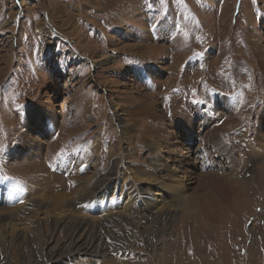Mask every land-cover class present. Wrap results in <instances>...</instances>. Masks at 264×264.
Here are the masks:
<instances>
[{
	"label": "rangeland",
	"instance_id": "obj_1",
	"mask_svg": "<svg viewBox=\"0 0 264 264\" xmlns=\"http://www.w3.org/2000/svg\"><path fill=\"white\" fill-rule=\"evenodd\" d=\"M0 264H264V0H0Z\"/></svg>",
	"mask_w": 264,
	"mask_h": 264
},
{
	"label": "bare ground",
	"instance_id": "obj_2",
	"mask_svg": "<svg viewBox=\"0 0 264 264\" xmlns=\"http://www.w3.org/2000/svg\"><path fill=\"white\" fill-rule=\"evenodd\" d=\"M107 181V180H106ZM107 183V182H106ZM107 185V184H106ZM218 190H216L215 194H214V200L218 201V202H225L226 203V198H229V194H234L237 198V203L239 206L245 207L246 205V199L245 198V188H238L234 191H227V189L223 188V187H218ZM231 192V193H230ZM248 200V199H247ZM222 206V204L220 203L217 208H220ZM221 209V208H220ZM88 249V248H87ZM86 249V247L83 248H78V250H83L85 253H87L86 251H88ZM77 250V251H78ZM83 253V252H82ZM84 254V253H83Z\"/></svg>",
	"mask_w": 264,
	"mask_h": 264
}]
</instances>
